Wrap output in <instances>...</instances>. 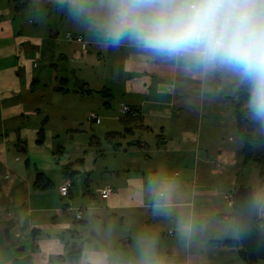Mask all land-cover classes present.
<instances>
[{
  "label": "crops",
  "instance_id": "obj_1",
  "mask_svg": "<svg viewBox=\"0 0 264 264\" xmlns=\"http://www.w3.org/2000/svg\"><path fill=\"white\" fill-rule=\"evenodd\" d=\"M238 87L104 47L56 0H0V264H114L138 257L139 237L164 264H248L241 247L212 243L237 239L225 195L240 184L253 187L264 233V180L243 164L235 126ZM158 177L177 185L167 214L153 212Z\"/></svg>",
  "mask_w": 264,
  "mask_h": 264
},
{
  "label": "clouds",
  "instance_id": "obj_2",
  "mask_svg": "<svg viewBox=\"0 0 264 264\" xmlns=\"http://www.w3.org/2000/svg\"><path fill=\"white\" fill-rule=\"evenodd\" d=\"M104 47L132 48L204 81L219 74L247 93L250 118L264 124V0H56ZM176 182L150 187L154 214L170 212ZM182 236L192 235L181 223ZM155 241L139 237L138 257L114 264H164ZM103 264V262H102Z\"/></svg>",
  "mask_w": 264,
  "mask_h": 264
},
{
  "label": "trees",
  "instance_id": "obj_3",
  "mask_svg": "<svg viewBox=\"0 0 264 264\" xmlns=\"http://www.w3.org/2000/svg\"><path fill=\"white\" fill-rule=\"evenodd\" d=\"M247 93L243 85H239L237 89L236 99L232 102L233 112L235 116V126L242 141V160L243 164L251 163L257 173L258 181L264 180V128L262 124L252 118L245 107ZM116 136L108 135V139L112 140ZM68 172V170H66ZM69 173V172H68ZM246 185V184H245ZM260 220L256 219L255 223L258 226ZM213 245L236 247L240 245L238 240L212 241ZM239 256L248 264H253L257 261L254 256L247 254L242 249L239 250ZM74 258H77L74 257Z\"/></svg>",
  "mask_w": 264,
  "mask_h": 264
},
{
  "label": "water",
  "instance_id": "obj_4",
  "mask_svg": "<svg viewBox=\"0 0 264 264\" xmlns=\"http://www.w3.org/2000/svg\"><path fill=\"white\" fill-rule=\"evenodd\" d=\"M233 198L238 243L247 254L264 261V233L255 223L258 209L253 187L240 184Z\"/></svg>",
  "mask_w": 264,
  "mask_h": 264
},
{
  "label": "built area",
  "instance_id": "obj_5",
  "mask_svg": "<svg viewBox=\"0 0 264 264\" xmlns=\"http://www.w3.org/2000/svg\"><path fill=\"white\" fill-rule=\"evenodd\" d=\"M66 37H67V39H69V40H75V41H77V42H81V41H83V37L81 36V35H72L71 33H67L66 34ZM123 111H128V108L127 107H123ZM89 117L91 118V119H97L98 118V116L94 113V112H91V113H89ZM69 186H70V181H68V180H65V182H63L60 186H59V188H58V191H59V193H60V195L61 196H63V197H66L67 195H68V193H69ZM112 188H110V187H105V188H103L101 191H100V198L101 199H106V198H108L109 197V195L112 193ZM225 199L227 200V202H228V204H229V206H233L234 205V198H233V195H225ZM81 216V211H78V213H77V217H80ZM169 234H172L173 233V231H169L168 232ZM124 241H127V240H124Z\"/></svg>",
  "mask_w": 264,
  "mask_h": 264
},
{
  "label": "rangeland",
  "instance_id": "obj_6",
  "mask_svg": "<svg viewBox=\"0 0 264 264\" xmlns=\"http://www.w3.org/2000/svg\"><path fill=\"white\" fill-rule=\"evenodd\" d=\"M254 182H256V179H254V177H253V178H251V183L254 184ZM234 237L237 238V231H235Z\"/></svg>",
  "mask_w": 264,
  "mask_h": 264
}]
</instances>
